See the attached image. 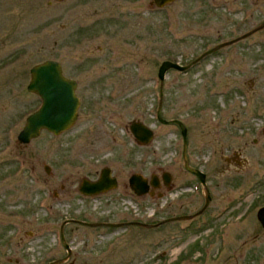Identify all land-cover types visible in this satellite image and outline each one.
<instances>
[{
  "label": "rangeland",
  "instance_id": "1",
  "mask_svg": "<svg viewBox=\"0 0 264 264\" xmlns=\"http://www.w3.org/2000/svg\"><path fill=\"white\" fill-rule=\"evenodd\" d=\"M152 1L0 0L1 263L64 257L60 228L74 219L116 225L68 224L67 264H264L257 218L264 206V29L185 72H167L162 115L188 127L186 157L179 126L157 118L164 60L189 65L262 25L264 15L227 1L177 0L162 8ZM47 59L77 80L79 118L60 135L43 130L21 145L18 134L41 103L27 90L30 69ZM134 120L152 125L151 144L136 141ZM191 154L207 174L210 206L193 220L130 225L204 206L202 185L181 188L193 180L183 167L186 159L192 165ZM106 166L119 187L82 195L80 181L98 178ZM162 170L175 177L173 194H130L133 173L150 178Z\"/></svg>",
  "mask_w": 264,
  "mask_h": 264
},
{
  "label": "water",
  "instance_id": "2",
  "mask_svg": "<svg viewBox=\"0 0 264 264\" xmlns=\"http://www.w3.org/2000/svg\"><path fill=\"white\" fill-rule=\"evenodd\" d=\"M176 0H153L152 4L159 8L165 7L166 5L174 2ZM264 28V23L254 30L242 35L241 37L231 40L229 42H224L219 44L212 49L206 51L204 54L199 56L189 65H182L179 62H174L171 60H164L158 71V77L161 81L160 84V104L157 112L158 120L164 124H177L182 132L184 139V154L187 151L188 144V128L185 123L178 119L167 120L162 116L163 109V99H164V85L166 74L169 70L175 69L178 71H187L189 68L197 64L200 60L205 58L207 55L217 51L220 48L231 45L241 39L247 38L256 31ZM31 79L28 83L27 89L29 92L37 94L41 98L40 107L31 113L26 118V123L22 130L18 134V142L20 144H28L33 139L38 138L43 130L54 133L55 135H60L63 132L71 129L79 117V108L81 106V99L78 96L77 88L78 82L69 78L64 74L63 66L61 62L55 59H47L41 63L35 64L30 69ZM130 130L135 137V139L142 145H149L155 138V131L151 125H147L142 121L134 120L130 124ZM186 168L197 175L201 180L202 184L207 189V175L201 169L192 168L186 160ZM45 170L47 173L51 172V167L45 165ZM163 178L166 183L171 180V174L165 172ZM154 179L156 175L152 176L149 182L154 184ZM130 187L137 195H145L147 192V178L140 173H134L130 177ZM156 185V184H154ZM119 186V181L117 177L112 175V169L110 167H104L96 180H91L89 178H83L79 185V192L85 196H97L102 193H107L112 191ZM211 200V195L207 194L206 203L204 207L195 214V216L203 213L208 207ZM193 216H180L176 218L167 219L161 221L157 224H144L141 222H131L136 225L157 227L165 222L171 220H181L186 218H192ZM257 218L264 227V206H262L257 212ZM83 225L89 226H115L116 224H104V223H90L80 220H70ZM121 225V224H120ZM59 262H54L56 264Z\"/></svg>",
  "mask_w": 264,
  "mask_h": 264
},
{
  "label": "flooded vegetation",
  "instance_id": "3",
  "mask_svg": "<svg viewBox=\"0 0 264 264\" xmlns=\"http://www.w3.org/2000/svg\"><path fill=\"white\" fill-rule=\"evenodd\" d=\"M58 1H63V0H58ZM217 1H227L228 2V4H231V5H236V4H240V5H243V6H245V7H248V6H250V7H253V8H255L254 9V11H253V14H255V11H256V13H258V14H260V15H264V0H217ZM263 23H264V21H263ZM264 29V28H263ZM261 31V30H260ZM260 31H258V32H260ZM257 33V32H256ZM255 34V33H254ZM242 36V35H241ZM241 36H237L236 38H234V39H237V38H239V37H241ZM233 40V39H232ZM243 40H245V39H241V40H239V41H237V42H235V43H233L232 45H235V44H238V43H240V42H242ZM21 145H23V144H21ZM187 146H188V144H187ZM183 155L186 157V155H187V151H186V153L184 154V147H183ZM196 155H194V157L192 156V154H191V159H192V165H191V163H190V160H188V164H189V166L190 167H192V168H196V169H201V168H199V166H198V162L197 161H195L196 159ZM186 159V158H185ZM195 159V160H194ZM187 160V159H186ZM184 169H185V171L186 172H188L189 174H191L192 175V177H193V180L192 181H190L189 183H187V184H184V185H182L181 186V188H183V189H189V188H191L196 182H198L200 185H202L203 186V184H202V182H201V180L199 179V177L197 176V175H195L194 173H192L191 171H189L187 168H186V161L184 162ZM202 170V169H201ZM165 172H168L169 174H171V180L169 181V183H166V181H165V179L163 178V174L165 173ZM114 175V174H113ZM152 175H156V179H154V184H156V185H154L153 183H150V187H149V177H146L147 178V184H148V187H147V192L145 193L146 195L148 194V195H150L152 198H154V197H156V196H165V197H167L166 195L167 194H173L174 193V191H176V184H175V182H174V179H175V177H174V175L170 172V170H162V172H161V174L160 175H158V174H156V173H153ZM151 175V176H152ZM207 175V174H206ZM116 176V175H115ZM117 177V176H116ZM118 178V177H117ZM97 179V178H96ZM96 179H93V180H96ZM152 179V178H151ZM119 180V179H118ZM204 187V186H203ZM205 188V187H204ZM131 189V188H130ZM206 189V188H205ZM208 190H209V192L206 190V194H210L211 195V200H210V203H209V205H208V207L210 206V204H211V202H212V200H213V196H212V194H211V190L209 189V188H207ZM111 192V191H110ZM109 192H107V193H103V194H108ZM130 194H136L135 192H131ZM182 194H185V192H182ZM142 196H145V195H142ZM205 200H206V198H205ZM166 204H170V202L167 200L166 202H165V205ZM207 207V208H208ZM203 208V207H202ZM201 210V209H200ZM199 210V211H200ZM199 211H195V212H193L192 214H185V215H181V216H193L192 218H186L185 220H193V219H195V218H197L198 216H195V214L197 213V212H199ZM176 217H180V216H172V217H168V218H166V219H171V218H176ZM71 220H74V219H71ZM178 221H182V220H178ZM173 222H175V221H173ZM172 221H171V223H173ZM70 223H77V222H73V221H70L69 219L68 220H66L65 222H63L62 223V225H61V228H60V230H61V238H62V242H63V244H64V247L66 248V250H67V254L64 256V257H62V258H59V259H54V260H49L48 262H46L45 264H52V263H54V262H59V263H56V264H67L68 263V261L70 260V258H71V256H72V252H71V248H70V246L65 242V231H66V226L68 225V224H70ZM170 223V222H169ZM78 224H80V223H78ZM166 224V223H165ZM82 225V224H81ZM264 228V227H263ZM36 236V234L34 233V232H32V231H30L29 232V234L27 235V237L28 238H34ZM21 242H23L24 243V240H22ZM50 249V248H49ZM24 251H25V249H24ZM40 254H42V256H41V258H43L44 257V254L42 253V252H40ZM35 262H36V260H34ZM20 262H22L21 260H18L17 261V263H20ZM0 264H3V263H1L0 262ZM37 264H43V262H38Z\"/></svg>",
  "mask_w": 264,
  "mask_h": 264
}]
</instances>
